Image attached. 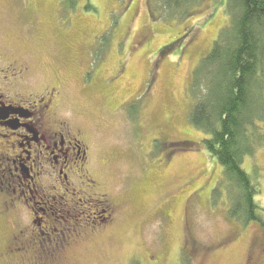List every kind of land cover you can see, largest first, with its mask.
<instances>
[{
  "label": "rangeland",
  "instance_id": "rangeland-1",
  "mask_svg": "<svg viewBox=\"0 0 264 264\" xmlns=\"http://www.w3.org/2000/svg\"><path fill=\"white\" fill-rule=\"evenodd\" d=\"M226 1L0 0V94L83 140L97 192L119 206L92 233L86 195L65 190L68 212L45 216V196L14 185L21 208L4 213L11 192L0 193V264H264V225L229 216L232 188L188 119L191 75L229 23ZM242 167L259 185L264 222V145ZM51 168L35 177L40 186L52 183ZM34 211L55 230L41 234L28 222ZM25 226L32 232L18 234ZM16 246L27 250L8 251Z\"/></svg>",
  "mask_w": 264,
  "mask_h": 264
},
{
  "label": "trees",
  "instance_id": "trees-1",
  "mask_svg": "<svg viewBox=\"0 0 264 264\" xmlns=\"http://www.w3.org/2000/svg\"><path fill=\"white\" fill-rule=\"evenodd\" d=\"M191 0H165L182 6ZM229 23L191 75L189 121L228 183V214L239 225H264L255 197L259 185L242 167L264 145V0H227Z\"/></svg>",
  "mask_w": 264,
  "mask_h": 264
},
{
  "label": "flooded vegetation",
  "instance_id": "flooded-vegetation-1",
  "mask_svg": "<svg viewBox=\"0 0 264 264\" xmlns=\"http://www.w3.org/2000/svg\"><path fill=\"white\" fill-rule=\"evenodd\" d=\"M12 75L5 74L3 77L8 78ZM51 95L52 93L50 92L47 99L49 102L52 100ZM39 100L40 102L44 101V97ZM30 106L32 104L27 103V100L17 98L13 101L6 97L4 99L0 94V126L5 129L4 132L0 131V193L3 194L4 191V194H8V190L11 192V197H7L8 202L2 201L1 203L2 211L8 214V206L21 208V205L14 201L21 199L22 194L17 193L14 185L24 195L30 191L29 186L32 185L37 197L41 198V195H44L48 202L46 208L41 209V214L45 213V216H49L46 214V210L50 213L55 214L57 212L61 215L68 212L66 202L70 197H65V190H67L74 195L83 196L84 194L91 203L94 202L92 207L96 211L91 212V214L92 219L96 218L97 221L96 224L95 221H92L95 224V226L90 228L92 233L98 232L102 227L112 224L119 215V206H117L118 204L115 201L109 199L107 194L97 192V181L91 177L92 175H90L88 169H85L89 147L83 140L72 136L69 132L66 133V129L62 127L63 124H61L58 131L53 132L49 121L44 120L43 113H38L36 116L35 111ZM46 166L55 170L54 177L51 179L53 181L48 186H44L45 183L40 186L35 181V177L38 174L49 177V171L45 169ZM72 175L78 178L81 184L82 178H86L92 184H88L87 191H85L79 184L78 186L74 185L70 179ZM22 180L26 184L24 188H20ZM59 184H61V187L67 186V188L62 189L64 190L62 191ZM26 188L27 190H25ZM47 192H49L50 196L45 195ZM81 199L82 197L79 198V200ZM49 205L54 212L50 211ZM38 213V211H34V215L30 220L28 219V222L36 225L41 234L48 231L44 229L45 226L49 230H55L49 217L46 219L37 216ZM16 228L20 235H22V232H32L26 226L22 230H20V227ZM61 235L64 236L62 231ZM12 238L13 241L16 240V236H12ZM14 250L26 251L27 246L24 248L16 246L8 249L10 252ZM263 253L264 236H259V254L264 255ZM248 264H251V262Z\"/></svg>",
  "mask_w": 264,
  "mask_h": 264
}]
</instances>
